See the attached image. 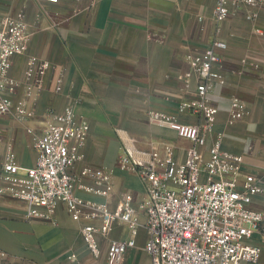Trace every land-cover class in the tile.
<instances>
[{
	"label": "crops",
	"instance_id": "obj_1",
	"mask_svg": "<svg viewBox=\"0 0 264 264\" xmlns=\"http://www.w3.org/2000/svg\"><path fill=\"white\" fill-rule=\"evenodd\" d=\"M217 0H0V25L6 18L21 21L30 33L28 52L12 58L9 71L15 82L11 100H25L33 116L21 120L0 116V172L9 147L17 162L33 167L38 152L33 135H39L49 112L74 110L77 121H87L88 139L82 148L86 166L112 172L109 198L76 194L86 201L108 203L116 208L120 199L144 195L138 175L122 169L119 132L132 137L140 150L161 159L173 146L180 161L191 142L178 139L167 127L150 122L154 111L175 114L180 101L195 98L194 82L185 86L189 70L186 57L208 48L215 40L226 44L219 52L225 85L209 95L219 110L212 140L223 138V149L245 159L244 174L264 182V9L241 7L221 24L214 20ZM50 63L45 74L27 79L31 58ZM29 84L33 90L27 96ZM246 106L247 115L229 123L232 101ZM181 123L196 124L192 115H176ZM29 130L32 133H29ZM202 156L208 154L202 149ZM81 184H91L84 179ZM253 205L264 210V194ZM26 206L0 194V249L15 264H105L108 242L126 239L127 230L116 225L100 238L102 256L92 257L82 238V222L74 221L64 205L53 220L25 219ZM147 233L141 228L136 247L121 264H150L145 252ZM253 245L262 249L259 238ZM75 257V260L72 259Z\"/></svg>",
	"mask_w": 264,
	"mask_h": 264
},
{
	"label": "built area",
	"instance_id": "obj_2",
	"mask_svg": "<svg viewBox=\"0 0 264 264\" xmlns=\"http://www.w3.org/2000/svg\"><path fill=\"white\" fill-rule=\"evenodd\" d=\"M241 7L264 9V0H217L215 22L223 23ZM30 37L19 20L6 18L0 25V116L12 114L21 120L33 116L25 100L17 104L11 100L16 84L9 76L12 58L28 52ZM225 49L224 42L215 40L204 51L186 57L189 70L185 86L194 82L195 98L182 99L176 115L195 116L196 124L181 123L175 114H150L152 124L167 127L178 139L191 142L184 160L178 159L173 146H167L165 156L159 159L140 150L128 134L119 132V164L140 178L144 187L140 200L125 195L112 209L108 203L86 201L76 194L80 189L109 198L112 172L86 166L76 175L90 126L87 121H77L70 107L62 113L49 112L43 131L33 135V147L38 152L33 167L20 166L9 147L0 172V194L22 202L26 220H53L58 206L64 205L74 221L83 223V241L96 260L102 256L100 238L108 236L116 225L124 226L128 237L108 242L105 264H121L136 247L141 228L147 233L145 252L150 264H264L262 249L252 244L256 238L264 242V211L253 205L254 198L264 194V182L244 174V156L225 151L221 135L211 139L219 110L209 95L226 83L219 55ZM49 68V62L33 57L27 79H34L36 73L45 74ZM32 90L29 84L28 97ZM246 115L243 103L231 102L230 124ZM202 149L208 154L207 160ZM84 179L92 183L81 184ZM11 259L0 249V264H15Z\"/></svg>",
	"mask_w": 264,
	"mask_h": 264
},
{
	"label": "rangeland",
	"instance_id": "obj_3",
	"mask_svg": "<svg viewBox=\"0 0 264 264\" xmlns=\"http://www.w3.org/2000/svg\"><path fill=\"white\" fill-rule=\"evenodd\" d=\"M264 211V210H263Z\"/></svg>",
	"mask_w": 264,
	"mask_h": 264
}]
</instances>
